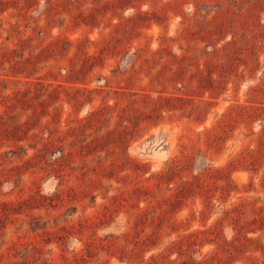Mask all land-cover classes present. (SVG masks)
<instances>
[{
  "label": "rangeland",
  "instance_id": "obj_1",
  "mask_svg": "<svg viewBox=\"0 0 264 264\" xmlns=\"http://www.w3.org/2000/svg\"><path fill=\"white\" fill-rule=\"evenodd\" d=\"M0 264H264V0H0Z\"/></svg>",
  "mask_w": 264,
  "mask_h": 264
}]
</instances>
